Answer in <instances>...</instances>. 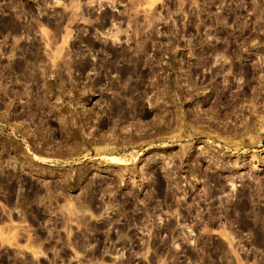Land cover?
I'll return each mask as SVG.
<instances>
[{
  "label": "rangeland",
  "instance_id": "1",
  "mask_svg": "<svg viewBox=\"0 0 264 264\" xmlns=\"http://www.w3.org/2000/svg\"><path fill=\"white\" fill-rule=\"evenodd\" d=\"M0 264H264V0H0Z\"/></svg>",
  "mask_w": 264,
  "mask_h": 264
}]
</instances>
